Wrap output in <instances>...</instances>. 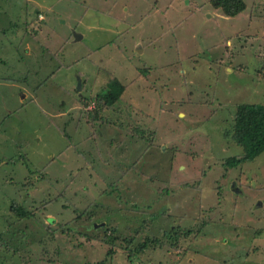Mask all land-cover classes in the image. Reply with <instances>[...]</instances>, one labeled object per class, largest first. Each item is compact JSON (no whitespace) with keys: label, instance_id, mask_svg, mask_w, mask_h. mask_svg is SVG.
I'll list each match as a JSON object with an SVG mask.
<instances>
[{"label":"rangeland","instance_id":"rangeland-1","mask_svg":"<svg viewBox=\"0 0 264 264\" xmlns=\"http://www.w3.org/2000/svg\"><path fill=\"white\" fill-rule=\"evenodd\" d=\"M209 1L0 0V264H264V152L225 136L264 0Z\"/></svg>","mask_w":264,"mask_h":264},{"label":"trees","instance_id":"trees-1","mask_svg":"<svg viewBox=\"0 0 264 264\" xmlns=\"http://www.w3.org/2000/svg\"><path fill=\"white\" fill-rule=\"evenodd\" d=\"M209 2L214 9L221 10L226 17L230 18H234L246 10L243 0H210ZM122 91V86L113 80L108 83L107 89L100 99L106 106L111 107L119 100ZM225 136L241 147L243 151L241 158L231 157L226 161L228 168L254 160L262 154L264 152V105H239L235 111L234 125L225 132ZM15 210L24 216L25 211L21 207H16ZM172 232L175 234V231L172 230ZM169 237L171 236L169 235ZM145 246L146 244H141V250L138 253L142 252ZM109 253L108 251L107 254Z\"/></svg>","mask_w":264,"mask_h":264},{"label":"water","instance_id":"water-1","mask_svg":"<svg viewBox=\"0 0 264 264\" xmlns=\"http://www.w3.org/2000/svg\"><path fill=\"white\" fill-rule=\"evenodd\" d=\"M77 90H78V91L80 90V82H78Z\"/></svg>","mask_w":264,"mask_h":264}]
</instances>
